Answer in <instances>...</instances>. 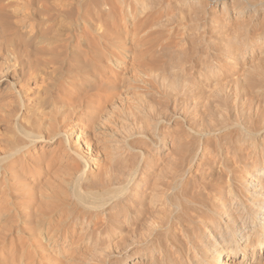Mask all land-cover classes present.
I'll return each instance as SVG.
<instances>
[{"label":"bare ground","instance_id":"obj_1","mask_svg":"<svg viewBox=\"0 0 264 264\" xmlns=\"http://www.w3.org/2000/svg\"><path fill=\"white\" fill-rule=\"evenodd\" d=\"M0 264H264V0H0Z\"/></svg>","mask_w":264,"mask_h":264},{"label":"rangeland","instance_id":"obj_2","mask_svg":"<svg viewBox=\"0 0 264 264\" xmlns=\"http://www.w3.org/2000/svg\"><path fill=\"white\" fill-rule=\"evenodd\" d=\"M174 24H177L176 22L174 23ZM191 28L193 27V25H191L190 26ZM178 28H182V26L180 25V26H178ZM209 28H211V27H209ZM214 27H212V29H213ZM216 28V27H215ZM183 30H185V29H183ZM210 31H211V29H210ZM218 32H216V29L214 30H212L211 32H210V34H208L207 35V41H208V49H205V44L204 43H200L199 44V48H198V50L199 51H201L202 52V55H203V52L204 53H208V52H210L211 50H212V48H217L218 46H222L221 45V41H220V38L218 37L217 39H214L213 37L214 36H216V34H217ZM183 35H185V34H183ZM182 43H184V42H182ZM186 44V43H185ZM183 50L184 51H186L187 50V44L186 45H183ZM177 68H175L174 70H176ZM180 76V74H178L177 73V77H179ZM187 76V75H186ZM185 80H187V82H189V83H192L193 82V80H192V78L190 77H188L187 79H186V77H185ZM178 81H180V78H178ZM155 108H157V106L155 105V104H152L149 108H145L144 110H145V113H147V112H151L153 109H155ZM142 126H143V124H142V121L140 120L139 121V123H138V127L139 128H142ZM162 152V151H161ZM161 152H159L158 153V156H157V151H156V149H153L152 150V153H154L155 155H154V157L155 158H157V165H160L161 163H163L164 162V153L166 152V150L165 151H163L162 153ZM163 157V158H162Z\"/></svg>","mask_w":264,"mask_h":264}]
</instances>
